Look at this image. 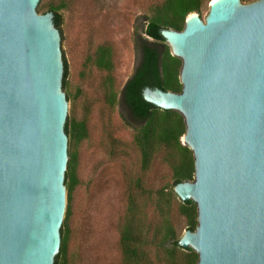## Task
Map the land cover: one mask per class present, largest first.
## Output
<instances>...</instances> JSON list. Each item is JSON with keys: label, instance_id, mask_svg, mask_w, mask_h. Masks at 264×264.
<instances>
[{"label": "water", "instance_id": "95a60500", "mask_svg": "<svg viewBox=\"0 0 264 264\" xmlns=\"http://www.w3.org/2000/svg\"><path fill=\"white\" fill-rule=\"evenodd\" d=\"M38 2L0 0V264H53L66 209L60 34ZM161 35L181 91L142 97L182 116L193 155L173 191L197 225L178 244L196 264H264V0H211Z\"/></svg>", "mask_w": 264, "mask_h": 264}, {"label": "trees", "instance_id": "16d2710c", "mask_svg": "<svg viewBox=\"0 0 264 264\" xmlns=\"http://www.w3.org/2000/svg\"><path fill=\"white\" fill-rule=\"evenodd\" d=\"M73 0H39L37 8L52 14L54 26L59 30L62 13ZM211 0H161L143 16L140 30L134 34L135 63L133 72L120 90L114 89L110 73L113 70V51L108 45H99L88 58L101 72H106L102 89L109 107H118L122 122L132 130L130 147L137 169L129 172L125 184V209L119 226L118 246L120 264H154L152 251L165 264H196L197 254L191 248L178 244L169 218L172 201L177 200L178 211L187 219V229L197 225L196 205L181 201L173 191L175 184L193 179V155L182 145L185 131L182 116L173 110L160 109L142 97L144 88L180 92L178 74L181 61L170 54L169 46L161 35L164 29L182 30L187 15H201ZM255 0H241L249 3ZM62 39V38H61ZM62 89H66L67 65L62 54ZM68 101V93L66 94ZM64 132L68 138V161L64 174L66 210L60 227V247L53 264H71L68 258V217L71 192L77 183V157L73 147L88 136L85 120L67 115ZM163 153V161L171 170L172 184L159 189L146 186L144 175L155 156ZM151 206V209H149ZM154 207V208H153ZM158 214L159 218L150 215Z\"/></svg>", "mask_w": 264, "mask_h": 264}, {"label": "rangeland", "instance_id": "374dc122", "mask_svg": "<svg viewBox=\"0 0 264 264\" xmlns=\"http://www.w3.org/2000/svg\"><path fill=\"white\" fill-rule=\"evenodd\" d=\"M160 1L73 0L62 13L58 31L67 65V87L63 90L68 93L67 115L85 120L88 130V136L73 147L77 183L71 192L67 221L71 264H120L118 240L125 184L129 172L137 169L130 147L132 130L122 122L118 107L106 103L102 89L106 72L98 70L88 58L99 45L112 48L110 76L118 92L133 71L134 34L140 30L143 16ZM37 12L43 13L38 8ZM207 12L208 5L202 9L201 19ZM144 180L151 189L172 184L162 152L153 159ZM150 216L159 218L158 214ZM169 218L180 238L188 226L178 211L177 200L170 204ZM151 257L154 264H165L155 250Z\"/></svg>", "mask_w": 264, "mask_h": 264}]
</instances>
